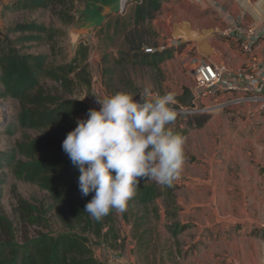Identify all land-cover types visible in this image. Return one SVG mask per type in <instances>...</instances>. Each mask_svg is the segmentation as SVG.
I'll return each mask as SVG.
<instances>
[{"label":"rangeland","instance_id":"obj_1","mask_svg":"<svg viewBox=\"0 0 264 264\" xmlns=\"http://www.w3.org/2000/svg\"><path fill=\"white\" fill-rule=\"evenodd\" d=\"M130 1L126 0L127 4L121 14L110 16L85 0H75L69 8L62 6V10L60 6H54L32 12L18 9L19 0H17L11 4L10 9L5 8L1 15L3 24L0 23V46L6 44L7 37L15 40L23 36L21 33L11 32L21 24H36L46 27L47 31H52L40 34L43 37L41 41L15 44L24 54L47 55L51 65L70 63L80 44L89 46L91 53L88 63L94 86L88 90L84 84L78 85L73 97L85 101L90 109H95L97 98L103 99L105 96L120 92L132 95L134 100H137L145 89L155 97L165 94L181 95L183 86L192 88L195 84L185 65L187 56L198 53L193 45L199 46L198 54L201 55H204L209 45H216L214 41H208L209 38L199 44L213 30L211 28L213 22L208 21L204 29L203 26L193 25L191 22L193 18L203 17V8L193 10L192 0H166L160 14L147 24V28L156 35L150 41L148 47L152 49L148 51L165 48L174 42L172 52L177 51V53L159 68L142 65L143 61L135 62L132 57L127 56L129 46L125 43L124 23L130 21V17L125 16ZM58 13L72 15L73 23L63 22ZM51 33L54 35L53 38L49 37ZM195 33L197 37L194 36ZM105 69L111 71L109 78L108 75L104 76ZM44 83L48 88L54 86L51 81ZM0 89H2L1 84ZM174 105L175 103L170 106L178 111ZM200 108L204 106L200 105ZM237 108L193 115L182 114L184 117L187 116L185 119L189 118L188 121L205 115H209L210 119L203 127H194L185 137V163L179 176L180 180L179 178L175 180L170 187L155 181L141 180L135 196L128 202L127 210L124 213L114 210L113 224L108 229L107 239L98 240L93 244L95 256L101 264H194V256L198 251V246L194 244L198 227L189 216L190 213L187 214L186 208L191 207L193 201L201 200L203 192L201 194L194 192L197 200H192L189 189L185 186L188 181L184 173L194 166L197 174H202L200 165H208L207 157L212 158L214 165L222 161L223 153H220V147L223 145L222 142H228L230 137L225 131L230 130L228 132L232 133L231 130H234L233 112ZM20 111L18 101L0 98V153L11 152L16 142L22 139V131L18 127ZM86 118L87 114L79 117V119ZM186 121L179 120L171 125V128L179 126L186 128ZM212 122L213 126L210 124ZM8 126L15 127L13 134L7 133ZM213 129L220 131L208 132ZM260 133H262L259 141L261 144L264 143V128L256 135ZM30 135L36 137L40 134L31 132ZM235 140L246 146L247 150L244 151L251 150L250 137ZM262 160L264 162V157ZM0 177L6 179L2 198L5 214L13 220L19 238L24 239L25 235L33 237L40 229L26 228L21 222L20 214L17 212L18 201L23 199L47 208L52 204L48 194L36 185L17 180L10 167L0 169ZM150 185L157 186L159 195L154 202L142 204L138 200V190ZM201 189L200 186V192ZM49 217H52L49 230L56 233L62 231L63 226L53 212ZM201 221L202 215L199 213L198 223ZM176 225H181L183 231L174 237L170 229L174 230ZM198 238H202V235L199 234Z\"/></svg>","mask_w":264,"mask_h":264},{"label":"trees","instance_id":"obj_2","mask_svg":"<svg viewBox=\"0 0 264 264\" xmlns=\"http://www.w3.org/2000/svg\"><path fill=\"white\" fill-rule=\"evenodd\" d=\"M74 1L19 0L18 9L32 12L60 6L62 10V6L69 8ZM162 8L163 0H131L126 7L125 16L130 17V21L124 23L125 43L129 46L127 56L135 62L143 61L142 65L159 68L173 57L169 48L148 51L152 49L148 46L156 35L147 24L156 19ZM57 15L65 23L74 21L72 15ZM11 32L23 36L15 40L7 37L6 44L0 46V98L19 102L18 127L22 139L11 152L0 153V169L10 167L17 180L36 185L48 194L52 204L46 208L23 199L18 201L21 222L26 228L40 229L33 237L19 238L13 220L2 208L6 179L0 177V264H101L93 244L107 239L114 210L100 221L84 212L94 193L87 197L81 195L78 188L80 173L62 149L67 134L77 126L76 121L90 109L85 101L73 97L78 85L84 84L88 90L94 86L88 63L90 47L80 44L70 63L51 65L47 55L24 54L15 44L41 41L40 34L52 31L36 24H21ZM53 34L49 37L53 38ZM107 75L109 78L111 71L105 69L104 76ZM44 81H51L54 86L48 88ZM174 106L180 109L179 105ZM185 118L187 116L178 114L175 122L187 120L186 128H172L184 138L194 127L206 125L210 116H200L192 121ZM14 131L15 127H7L8 134ZM31 132L40 135L33 137ZM138 191V200L142 204L154 202L159 195L155 185L144 186ZM51 212L63 226L58 233L49 230ZM182 231L181 225L170 229L174 237Z\"/></svg>","mask_w":264,"mask_h":264},{"label":"crops","instance_id":"obj_3","mask_svg":"<svg viewBox=\"0 0 264 264\" xmlns=\"http://www.w3.org/2000/svg\"><path fill=\"white\" fill-rule=\"evenodd\" d=\"M16 1L0 0L1 24L3 10L10 9ZM165 3L163 0V6ZM191 6L193 10L203 8L204 12L203 17L191 20L193 25L204 29L208 21L213 22V30L199 44L209 38L216 45H209L204 55L198 54L199 46L193 45L198 53L187 59L201 57L203 62L226 65L233 80L240 79L251 95L264 98V0H192ZM241 29L255 32L251 38L245 35L254 40L250 51L239 40ZM173 46L171 42L165 48ZM233 116L234 130L225 131L230 137L220 147L222 161L214 165L207 157L208 165H200L202 174H197L194 166L184 173L192 200H197L194 192H203L201 200L186 208L198 227L194 264H264V231L259 228L264 223V143H259L262 133L256 135L264 128V104L246 102L234 110ZM243 137L251 139L248 152L243 143L235 140ZM199 234L202 238H198Z\"/></svg>","mask_w":264,"mask_h":264},{"label":"clouds","instance_id":"obj_4","mask_svg":"<svg viewBox=\"0 0 264 264\" xmlns=\"http://www.w3.org/2000/svg\"><path fill=\"white\" fill-rule=\"evenodd\" d=\"M140 100L127 93L97 98L100 109L78 119L62 149L78 169L82 196L94 193L84 212L100 221L112 210L124 213L141 180L171 186L181 175L185 138L172 131L178 117L174 96Z\"/></svg>","mask_w":264,"mask_h":264},{"label":"built area","instance_id":"obj_5","mask_svg":"<svg viewBox=\"0 0 264 264\" xmlns=\"http://www.w3.org/2000/svg\"><path fill=\"white\" fill-rule=\"evenodd\" d=\"M239 40L242 41L243 48L250 51L254 40L250 39L254 36L253 29H241ZM245 35L250 36L246 39ZM188 72L191 73L194 79L192 87L195 100L194 108L189 111H184L181 107L177 111L178 114L193 115L197 113L214 112L221 109H229L231 107H241L246 102L253 104H264V98L253 96L250 94V89L244 87L240 79L233 80L229 74V69L224 64H216L213 62H203L201 57L185 60ZM239 78H241L239 76ZM264 78V75H263ZM239 94V95H238ZM155 96L150 93V98ZM140 97L136 100L139 101ZM203 105L204 108H200ZM95 109L98 111L100 105L97 103ZM264 231V223L259 227Z\"/></svg>","mask_w":264,"mask_h":264},{"label":"water","instance_id":"obj_6","mask_svg":"<svg viewBox=\"0 0 264 264\" xmlns=\"http://www.w3.org/2000/svg\"><path fill=\"white\" fill-rule=\"evenodd\" d=\"M94 7L101 9L110 16L121 14L127 4L126 0H85ZM175 104L179 105L184 111L194 108L195 94L192 88L183 86L181 95H173Z\"/></svg>","mask_w":264,"mask_h":264}]
</instances>
